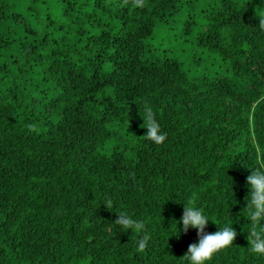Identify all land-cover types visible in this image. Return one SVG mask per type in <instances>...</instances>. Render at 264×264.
<instances>
[{
    "label": "trees",
    "instance_id": "trees-1",
    "mask_svg": "<svg viewBox=\"0 0 264 264\" xmlns=\"http://www.w3.org/2000/svg\"><path fill=\"white\" fill-rule=\"evenodd\" d=\"M142 4L0 0V264H183L192 193L207 233H237L209 264H264L244 217L264 149V0ZM173 19L181 39L163 46ZM145 101L160 145L143 137ZM121 211L146 222L144 254Z\"/></svg>",
    "mask_w": 264,
    "mask_h": 264
},
{
    "label": "clouds",
    "instance_id": "clouds-1",
    "mask_svg": "<svg viewBox=\"0 0 264 264\" xmlns=\"http://www.w3.org/2000/svg\"><path fill=\"white\" fill-rule=\"evenodd\" d=\"M138 6H143L142 0H137ZM259 27L264 30V12L261 14ZM143 127L146 129L144 139L160 145L166 140L167 134L162 130L158 115L154 107L147 101L144 102ZM249 189L246 199L247 250L255 255L264 257V149L256 155V165L251 168L250 174L246 176ZM107 208L112 207L111 200L104 203ZM183 212L179 219L181 230L187 232L191 227L196 230L197 242L189 244L186 253L182 256L183 264H209L213 256L229 248L237 235L236 230L227 223L224 227H217L212 233H207L205 228L209 221L216 224L211 216L199 204L198 196L192 193L186 201H183ZM175 234L178 232L177 221H175ZM115 224L122 232L130 230L137 234L138 238L134 244L136 254H144L151 240L144 220L134 218L127 211L118 214Z\"/></svg>",
    "mask_w": 264,
    "mask_h": 264
},
{
    "label": "rangeland",
    "instance_id": "rangeland-1",
    "mask_svg": "<svg viewBox=\"0 0 264 264\" xmlns=\"http://www.w3.org/2000/svg\"><path fill=\"white\" fill-rule=\"evenodd\" d=\"M171 30H165L164 28L156 29L154 34V39H157V41H160V43L163 46H166L167 44L169 46L175 45V42H179L182 36V25L178 20L173 19L170 22ZM180 46V44H179Z\"/></svg>",
    "mask_w": 264,
    "mask_h": 264
}]
</instances>
